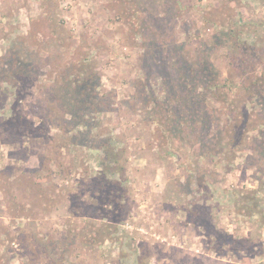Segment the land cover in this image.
Returning a JSON list of instances; mask_svg holds the SVG:
<instances>
[{
    "label": "rangeland",
    "instance_id": "obj_1",
    "mask_svg": "<svg viewBox=\"0 0 264 264\" xmlns=\"http://www.w3.org/2000/svg\"><path fill=\"white\" fill-rule=\"evenodd\" d=\"M119 2L0 0V264H264V223L242 209L254 201L264 209V162L248 161L245 145L200 156L187 127L160 145L142 105L134 104L143 40L120 16ZM228 5L243 27L239 40L259 49L241 56L264 59V0H178L165 15L153 9L150 26L169 42L202 49L206 42L214 45L220 30L204 14ZM154 15L163 23L156 25ZM154 31L152 40L158 39ZM227 52L214 47L210 55L221 83L240 86L246 79ZM16 58L34 81L10 83ZM83 58L116 105L75 131L47 93L60 77L74 76V68L58 61ZM150 84L158 89L157 82ZM109 138L124 148L126 217L112 231L104 228L103 242L79 238L69 247V232L81 235L88 224L109 222L106 214L73 208L95 202L89 185L102 167L98 147ZM7 195L25 207L24 214L11 215Z\"/></svg>",
    "mask_w": 264,
    "mask_h": 264
},
{
    "label": "trees",
    "instance_id": "obj_2",
    "mask_svg": "<svg viewBox=\"0 0 264 264\" xmlns=\"http://www.w3.org/2000/svg\"><path fill=\"white\" fill-rule=\"evenodd\" d=\"M177 2L178 0H149L145 4L141 0L119 2L120 16L126 19L133 33L135 32L134 35L138 32L143 40L142 75L137 79L134 104L142 105L154 126V132H157L156 139L160 145L170 144L172 135L183 132V128L187 127L199 141L200 156L215 157L224 148H228L229 154L245 145L251 150L247 156L248 161L253 159L256 165L264 162V59L251 56L248 62L244 57L259 49L239 40L243 27L235 21L234 10L229 5L226 9L214 8L204 14V21L208 25L220 29L215 35L213 46L206 42L202 49H189L184 44L169 42L150 26L151 11L161 8L162 15H165L168 10L176 8ZM153 18L156 25L164 21L162 16L154 15ZM152 31L156 32L158 39L152 40ZM220 46L228 48L227 54L239 69V77L246 79L240 86L233 81L229 84L221 83L210 55L212 48ZM17 60L18 58L11 67L10 83L14 84L18 80L34 81L30 79L35 77L32 71ZM79 60L77 63L58 61V65L65 69L74 68V76L70 78L69 73L65 80L60 77L57 81L59 83L47 93L50 102L69 117L67 122L75 131L81 126L94 125V115L113 111L116 105L109 94L100 91L101 78L94 65L87 58ZM260 64L263 65V72L254 75ZM150 79L158 83L157 90L150 84ZM32 130H35L33 126ZM98 148L101 151L102 167L89 185L94 191L95 202H75L73 208L85 215L106 214L109 222L88 224L87 232L81 235L77 229L73 235L69 232L66 235L69 240L65 237V245L68 244L69 247L79 238L91 245L103 242L107 237L104 228L112 231V225L120 223L126 217L121 202L126 194L123 188L126 181V166L122 162L124 148H118L111 138L103 140ZM261 170L264 173V166ZM118 173L120 176H112ZM7 175L9 181L10 175ZM17 180L18 177L13 183ZM31 182L33 184L30 180ZM3 194L6 195V191ZM5 198L12 216L25 213V207L18 201L13 202L12 195ZM242 209L249 215L256 213L264 223V209L256 201L253 206L245 205ZM35 252L32 246L31 253Z\"/></svg>",
    "mask_w": 264,
    "mask_h": 264
}]
</instances>
